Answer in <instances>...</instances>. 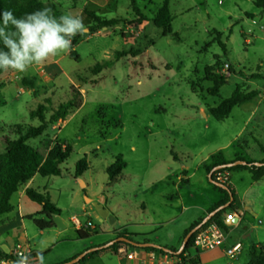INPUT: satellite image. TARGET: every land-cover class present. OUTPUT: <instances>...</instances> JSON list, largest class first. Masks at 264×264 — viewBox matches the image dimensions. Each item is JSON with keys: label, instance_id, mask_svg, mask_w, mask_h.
Instances as JSON below:
<instances>
[{"label": "rangeland", "instance_id": "rangeland-1", "mask_svg": "<svg viewBox=\"0 0 264 264\" xmlns=\"http://www.w3.org/2000/svg\"><path fill=\"white\" fill-rule=\"evenodd\" d=\"M52 1L59 4L63 14L80 15L88 25L83 14L88 0ZM93 2L97 7L109 8L104 16L117 18L119 23L80 37L72 46L80 61L69 53L50 59L38 71L5 79L6 86L0 94L5 101L0 107L2 141L14 137L11 132L17 124L38 126L40 121L32 119L30 113L40 104L46 106L49 118L76 91L83 98L79 109L66 121L57 122L60 127L50 126L42 137L30 141L45 155L48 141L74 147L70 158L61 165V176L37 175L32 185L50 195L68 228L56 235L51 230L40 231L31 220H25L24 225L17 218L14 222L16 229L26 233L33 249L51 250L48 263L59 261L76 247L67 240L72 239L70 221L74 218H78L81 227L98 233L91 237L95 242L108 237L103 230L117 229L122 222L134 224L126 227L128 231L155 230V180L164 173L156 170L155 164L167 159L170 151L190 152L193 160L215 149L216 139L223 138L219 142L222 144L237 138L249 142L251 157L257 159L261 154L258 148L264 143V136L249 135L250 128L243 136L238 135L255 100L250 101L249 107L235 108L224 121L202 114L208 112L209 106L229 98L238 87L243 92H258V98L264 96V9L257 7L256 0H170L172 28L178 37L161 36L162 30L152 22L137 23L132 0ZM163 2L136 0V5L152 19ZM213 31L222 33L220 39L226 51ZM130 49L142 53L115 60L112 67L98 75L91 73L97 63L114 60L116 51ZM226 64L230 66L228 71ZM207 72L228 78L218 96L207 93L212 85L206 79ZM24 78L35 80V89L25 87ZM85 155L89 169L82 177H76V164ZM118 155L127 164L123 172L126 180L112 184L106 169ZM99 194L113 196V211L119 223L112 225L93 213L86 216L84 210L90 208L86 197L92 199ZM124 198L130 201L129 205L122 203ZM13 205L12 216H16V197ZM31 209L25 206V211L36 212ZM249 220L253 221L251 217ZM253 224L255 228L244 222L226 224L224 229L233 239L232 246L240 242L241 252L231 258L221 249L199 251L201 264H251V246L264 244V211ZM151 237H155V232Z\"/></svg>", "mask_w": 264, "mask_h": 264}, {"label": "trees", "instance_id": "trees-1", "mask_svg": "<svg viewBox=\"0 0 264 264\" xmlns=\"http://www.w3.org/2000/svg\"><path fill=\"white\" fill-rule=\"evenodd\" d=\"M93 1L98 0H88L87 4L83 8V14L86 16L89 29V33H97L104 28H111L119 23L117 18H107L104 16L105 12L109 11V8H101L95 6ZM111 0H108V2ZM257 7L264 9V0H256ZM44 7H49L55 16L59 17L62 15L59 4L52 0H0V12L4 10H11L14 15L21 17L27 13H32L38 9ZM132 8L138 16L137 23L142 24L143 22H152L154 26L162 30L161 36L165 37L167 35H174L178 37L177 33H174L172 28V23L174 21V16L170 10V0H164L163 4L160 6L155 16L152 19H148L143 15L140 9L136 5V0H132ZM217 34L215 38L221 45L223 51H226L225 44L221 41L222 33L213 31ZM85 35H77L73 38L72 46L78 43L80 37ZM2 42H0V48H2ZM142 53V50H121L116 51L114 55V60H108L103 63H97L94 67L90 69L93 75H98L106 69L113 66L114 61L125 56L136 57ZM69 56L80 61L79 54L72 48ZM4 71L0 70V76ZM206 79L212 83V85L207 89V93L210 96H218L221 88L226 84L228 78L223 74H210L206 73ZM35 80H28L24 78L22 83L25 87L35 89ZM6 83L0 79V94L5 88ZM202 93V92H201ZM259 93L256 91L243 92L239 87L235 89L233 94L226 99L220 101L218 105L209 106L208 113L215 118L217 121H224L232 114L233 110L241 105H244L256 97ZM5 104L4 100L0 99V107ZM83 105V98L81 93L77 92L75 95L66 102L59 105L58 109L47 118V109L44 104H40L38 108L30 113L32 119H38L40 124L38 126L32 125H21L17 124L13 126L11 133L14 136L6 140L5 148L0 150V217L9 214L13 211L14 206L11 202L12 196L18 193L23 187H25L36 175L42 177L51 176H61L63 171L61 165L65 163L74 151L73 145L69 143H61L60 141H48L46 144L47 154H43L37 147L30 144L31 140L42 137L50 126L55 125L58 121H66L67 118L73 114L77 109ZM264 151V147H262ZM236 160H245L248 162L247 165H238L231 168H223L212 171L222 165L228 164ZM257 162L262 161H249L243 155H237L234 159H228L223 150L211 155V157L204 162L203 167L207 174L212 173V179L216 182L218 177L238 170H248L253 175V180L258 181L264 176V166H257ZM127 164L122 155H118L115 161L106 169L108 179L110 183H117L123 179V172L126 169ZM89 169V164L87 161V156L85 155L76 164V177H82V175ZM222 183V182H220ZM228 187V191L217 187L224 195V199L218 203L210 212L217 209L218 207L228 203L231 197L234 201L230 206L224 210L219 211L214 217H212L202 228L207 227L211 223H216L219 226L225 228L226 225L222 221L221 217L227 214L229 211H234L238 213V208L235 205V190L233 186L229 183V180L223 182ZM27 197L40 205L42 207L41 211L35 215L28 216V219L33 221L34 225L40 230H46L56 227L54 222V217L61 215L60 209H58L52 202L50 195L48 193L40 192L39 190L29 187L25 191ZM203 219L195 222L186 232V235L195 228ZM96 231H89L86 228H81L77 230V236L80 239L89 238L91 235L95 234ZM198 231L195 232L189 239L185 249L179 255L176 253H170V256L177 258V264H201L199 258V250L195 249L194 241ZM119 236H127L126 233L119 234ZM120 245L131 246L126 242H117L110 246L108 249L116 250ZM146 250L155 251L153 247L145 248ZM105 250V249H104ZM102 250V251H104ZM50 249L42 252L43 255H47ZM177 252L178 250H172ZM100 251L90 253L80 260L78 264L85 263L89 258L93 257ZM162 254H168L160 250ZM36 253H33L36 256ZM251 264H264V244L259 246L251 247ZM10 258L11 253L7 254L4 250L0 249V258ZM75 257L67 260L69 262Z\"/></svg>", "mask_w": 264, "mask_h": 264}, {"label": "crops", "instance_id": "crops-1", "mask_svg": "<svg viewBox=\"0 0 264 264\" xmlns=\"http://www.w3.org/2000/svg\"><path fill=\"white\" fill-rule=\"evenodd\" d=\"M39 67L30 68L26 73L31 72V70L34 72V69L38 71ZM19 74L20 73L13 71L4 72L0 76V79L4 82L8 77ZM253 100L256 101L253 105H251L252 102L244 104L245 107H249V105L251 106L248 108L247 117L239 129L238 135L243 136V134L250 128L251 130L249 135L251 137L254 135L263 137L264 109L261 107L264 104V96L262 98H258L257 100L256 98ZM207 113L208 112H202L204 117H207ZM57 125L60 124L56 123L53 125V127L61 126ZM8 139L10 138L8 137L3 141L0 140V150L5 148V142ZM222 139L223 138L216 139L214 141L216 143L215 149L209 153L201 155V157L197 159L194 158L191 160L190 156L192 153L190 152L178 154L172 150L170 151V155L167 157V159L161 162H156L155 169L159 170V172L163 171L164 173L158 180H155V230L142 232L128 231L126 227L133 226L134 224L122 222V225H120V227L117 229L103 230V232L108 233V237L103 241L95 242L91 240V237L97 235L98 233H95L86 239H80L77 236V230L85 227H81L78 218H74L70 221L72 223L73 229L72 239L67 240L75 243L76 247L65 257L53 263L46 262L48 256L51 253L50 250L49 253L44 256L45 264H64L67 260H70L75 256L77 257L91 248L104 246L112 240L121 237L118 235L120 232L126 233L127 236L124 237H127L137 243H154L170 250H179L185 239V232L195 222L199 221L200 219H204L210 213V211L225 197V195L216 188V185L210 181V174H207L203 167L204 162H206L212 154L218 152L219 150H223L228 159H234L237 155L246 156L245 158L247 159L248 157L249 161H262L264 159V151L261 148V146L264 147V143L260 144L261 146L258 148L259 152L261 153L260 156L257 157V159H254L251 157L248 141L240 142V140H237L236 138L229 139L226 143L220 144L219 142H222ZM254 142H257V140L254 139ZM231 149L233 150L230 152L229 150ZM35 177L18 193L12 196V204L13 199H15V197L17 199V215L12 216V213L15 209L14 208L11 213L0 217V249L5 246L9 250L7 254L13 251L16 244H22L32 253L40 251L33 249L27 239L26 233L20 232V230L16 229V226L14 225L16 218L19 221V224L24 225V221L29 220L28 216L35 215L42 209L40 205L31 201L25 193L27 188L32 187ZM124 180H126V178L123 175V179L119 182ZM229 183L235 190V205L238 208V213L234 211L231 212H234L239 218L236 224L244 222L246 225L251 226V228H255L256 225L253 223L255 222L256 218L264 211V176L260 180L254 181L253 175L250 171L238 170L229 174ZM101 197L102 195L99 194L96 197H93L92 200H99ZM104 197L105 207L113 216L116 217L117 220L115 223H119L120 220L113 211L115 208L113 205V196ZM122 203L124 205H129L130 201H128L127 198H124L122 199ZM25 206L34 209L36 212L30 213L25 211ZM91 207L92 206L90 204V208H85L84 212L86 216H91V213H93V210H91L93 208ZM119 208L124 209L125 207L120 206ZM223 217L224 215L221 217V219H223ZM249 217H251L253 221L249 220ZM64 222L66 224L65 220ZM67 228L68 225L66 229ZM46 230H51L53 233H56V235H59L60 231L57 227ZM154 232L155 237H151V234ZM232 244L233 239L230 240V237H228L226 243L217 249H221L223 252H226V249L230 248ZM108 248L109 247L98 250L100 251L99 253L95 254L82 264H177L178 262V259L171 257L170 253L166 252L168 254H162L160 250L156 248L155 251L146 250L145 248H137L133 245H120V247H118L116 250H110ZM121 248L125 249L126 254L134 252L135 256L133 258H129L125 254H120L119 249ZM46 250L41 251L44 252ZM5 264H8V262Z\"/></svg>", "mask_w": 264, "mask_h": 264}, {"label": "clouds", "instance_id": "clouds-1", "mask_svg": "<svg viewBox=\"0 0 264 264\" xmlns=\"http://www.w3.org/2000/svg\"><path fill=\"white\" fill-rule=\"evenodd\" d=\"M89 29L83 17L72 13L55 16L44 7L17 17L11 10L0 12V70L26 73L43 66L50 59L70 53L73 38L86 35ZM8 264H45L42 251L33 259L31 253H20Z\"/></svg>", "mask_w": 264, "mask_h": 264}, {"label": "water", "instance_id": "water-1", "mask_svg": "<svg viewBox=\"0 0 264 264\" xmlns=\"http://www.w3.org/2000/svg\"><path fill=\"white\" fill-rule=\"evenodd\" d=\"M248 162L245 161V160H236V161H233V162H230L228 164H225V165H222V166H219L217 168H215L212 173L216 170H219V169H223V168H231V167H234V166H238V165H247ZM257 166H264V162H257L256 163ZM212 173L209 175V178H210V181L215 184L216 186L220 187V188H223L225 190L228 191V187L223 184V183H220V182H216L212 179ZM80 183H81V186L82 188H85V183L83 182V180L80 179ZM234 201V198L231 197L230 201L220 207H218L217 209L213 210L212 212H210L195 228H193L188 234L187 236L185 237L184 241H183V244L181 246V248L177 251V252H173L172 250L170 249H167V248H164L162 246H159L157 244H154V243H137L127 237H118L117 239L115 240H112L111 242H109L108 244L104 245V246H101V247H95V248H91L85 252H83L82 254H80L79 256H77L76 258H74L73 260L69 261V262H66L64 264H78L80 262V260L82 258H84L86 255L94 252V251H98L100 249H103V248H107V247H110L111 245H114L115 243L117 242H126L128 244H131L137 248H148V247H153V248H156V249H159V250H163L165 252H168V253H176L177 255L181 254L183 252V250L185 249L190 237L197 231H199L212 217H214L219 211L221 210H224L226 208H228L230 206V204ZM86 202L88 204H91V206L93 207L94 211H93V215L95 217H97L98 219L100 220H103V221H108L110 224H114L116 222V217L113 216L110 211L105 207V197L102 196L99 200H95L93 201L91 198H88L86 197ZM238 217L234 218L233 222L234 223H237L238 222ZM54 222L56 224V227L58 228V230L62 231L64 229H66L67 225L65 224L64 220L62 219V217L59 215V216H55L54 217ZM2 250H4L6 253L9 252V250L4 246L1 248Z\"/></svg>", "mask_w": 264, "mask_h": 264}, {"label": "built area", "instance_id": "built-area-1", "mask_svg": "<svg viewBox=\"0 0 264 264\" xmlns=\"http://www.w3.org/2000/svg\"><path fill=\"white\" fill-rule=\"evenodd\" d=\"M229 67H230L229 64H226L224 67L225 71H228ZM225 180H229V174H226L225 176L221 175L218 177L219 182L223 183ZM236 217L237 215L234 212L229 211L227 214L224 215L222 221L229 226H234L236 225V223H234L233 220ZM227 239H228L227 231L218 224L211 223L207 227L201 228L198 231L194 241V247L199 251H212L223 246L226 243ZM241 250H242L241 243H236L230 248L226 249V254L229 257L234 258L236 257V255H238L241 252ZM20 253H24V254L31 253L32 258L33 259L35 258L33 253L30 250L26 249L25 246H23L22 244H16L14 246L13 251L11 252V257L0 258V264H5L7 262H11L13 260L18 259ZM119 253L127 255V257L129 258H133L135 256L134 252L130 254L129 253L126 254L124 248L119 249Z\"/></svg>", "mask_w": 264, "mask_h": 264}]
</instances>
